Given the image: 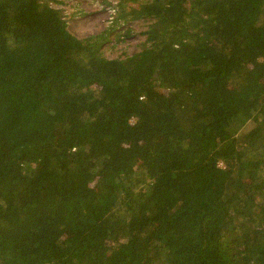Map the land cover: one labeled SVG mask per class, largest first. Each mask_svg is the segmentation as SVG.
Instances as JSON below:
<instances>
[{
    "label": "trees",
    "instance_id": "obj_1",
    "mask_svg": "<svg viewBox=\"0 0 264 264\" xmlns=\"http://www.w3.org/2000/svg\"><path fill=\"white\" fill-rule=\"evenodd\" d=\"M53 1L0 0V264H264V0Z\"/></svg>",
    "mask_w": 264,
    "mask_h": 264
},
{
    "label": "rangeland",
    "instance_id": "obj_2",
    "mask_svg": "<svg viewBox=\"0 0 264 264\" xmlns=\"http://www.w3.org/2000/svg\"><path fill=\"white\" fill-rule=\"evenodd\" d=\"M106 1L114 5L119 2V0H54L52 3L63 9L72 33L78 37H86L101 34L111 25L114 13ZM128 25L132 26L135 35L133 37L119 35L124 32L122 28L111 33L103 47L108 57L131 55L140 50L146 38L144 35L146 24L144 21L136 20L130 21Z\"/></svg>",
    "mask_w": 264,
    "mask_h": 264
}]
</instances>
